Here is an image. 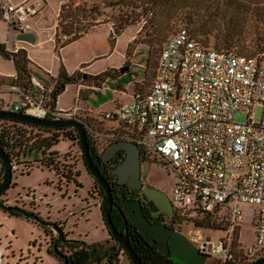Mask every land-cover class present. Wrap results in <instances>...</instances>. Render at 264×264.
Returning a JSON list of instances; mask_svg holds the SVG:
<instances>
[{
	"label": "built area",
	"instance_id": "2783aa9c",
	"mask_svg": "<svg viewBox=\"0 0 264 264\" xmlns=\"http://www.w3.org/2000/svg\"><path fill=\"white\" fill-rule=\"evenodd\" d=\"M43 2L8 4L1 17L19 33L26 32ZM30 82L43 87L36 76ZM10 90L21 93L16 86ZM22 96L5 110L41 119L81 120L73 109L52 108L31 94ZM0 106L5 107L2 99ZM256 106H261L259 120L249 115L245 123L236 121V113H251ZM101 117L119 125L88 127L95 137L134 142L173 168L178 179L171 201L183 217H189L191 209L226 210L221 220L225 237L214 240L195 225L188 229L185 235L200 253L224 264L234 261L239 251L253 256L264 250V53L218 52L181 29L164 43L151 85ZM243 204L255 207L257 248L239 242Z\"/></svg>",
	"mask_w": 264,
	"mask_h": 264
},
{
	"label": "rangeland",
	"instance_id": "374dc122",
	"mask_svg": "<svg viewBox=\"0 0 264 264\" xmlns=\"http://www.w3.org/2000/svg\"><path fill=\"white\" fill-rule=\"evenodd\" d=\"M8 1L9 0H0V16L2 8L8 5ZM73 1L74 0H49V5H43L42 10L46 13H52L54 11L52 14L55 16L57 9H59L61 5L70 4ZM75 1L77 4L88 3L92 5V3H96V0ZM119 1L120 0L98 1L100 12L103 14L99 22L109 20L113 27L121 25L118 22L122 20L120 16V7L116 4ZM250 1L256 0H249V2ZM126 20H128V25H131L125 29L126 31L123 33L121 41L123 42L130 38L129 40H132V42H130V45H125L124 43V46H127L125 52L128 53V55L123 57L122 68L124 70L129 69L131 64L133 75H128L126 80H131L132 77H138V79L143 80L144 77H146L144 82L147 84L154 80L160 52L164 45L163 43L171 34L181 29H188L191 31V28L194 27L190 25L191 28H186L185 23H177L174 21L171 27L164 28L162 33L165 35V39L161 46L156 45L154 47V53L151 54L148 40L151 36L155 35L156 29L159 26V19L150 15L138 18L134 14H130L127 16ZM8 30L7 23L0 17V43L9 36ZM107 32L108 27L103 25L89 37L81 38L71 45L66 46L64 49L65 52H67L66 56H69L70 59L73 60L75 54L72 52L81 47L84 50V54H92L96 48V44H94L95 40H100V42H98V44H100L99 49L104 48ZM96 34L97 36H95ZM13 35L14 32H12V36ZM48 35V33L43 35L44 40L48 38ZM113 37L114 34L111 36L112 43L118 39L116 38L114 40ZM200 39L204 41L203 37H200ZM211 43H214L213 39H211ZM237 48L239 49V47ZM125 52H123L122 56L125 55ZM131 54L132 58L130 57ZM148 59H150L149 63ZM10 65L11 64L7 60L0 56V69H7ZM69 67L71 68L72 66L69 64ZM81 77L82 74L80 73L79 79H81ZM118 82L121 83L122 80L120 79ZM131 85L127 83L126 88L128 89ZM73 89H75V87L70 86L61 95L60 101L62 104L71 106L75 103ZM130 89L133 92V87ZM105 100L106 99L102 96L92 95L89 96L87 100H83L82 104H88L95 108L100 107L99 105L101 102H105ZM249 115H253L255 120H259L261 117V106H256L251 113L250 110L244 109L236 113L235 119L238 122L245 123ZM77 118L86 120V122L92 121L90 117L86 119L77 115ZM118 125V121L108 122V126L117 127ZM94 141L101 153L104 152L107 146L115 142L107 137L104 139L95 137ZM52 150L58 152V154L65 155L62 160L59 161V174L47 167L40 166L39 163L35 161L41 157V152L39 150L32 152L29 157L25 159L20 158L18 162L15 161L12 185L3 196L4 200L9 205L20 206L28 212L36 214L44 221L51 223L63 222V227L66 232H68V239L70 240H78L86 246L96 243H106L107 240H110L109 246L116 244L115 241L109 237V230L102 214L103 211L98 205V198L101 199V201H103L104 198L99 193L100 190L97 182L95 183V181H93L92 184V177L89 175L86 166L83 165L80 155L83 153L79 142L77 140H62L56 144ZM70 171L73 173L79 171L80 174L75 177V179L71 180L66 177L70 175ZM160 171L163 179V186L170 196L173 186L177 182L178 175L173 168H168L165 165L160 166ZM1 172L0 162V173ZM91 189L92 194L90 192ZM93 194H97L98 198L93 196ZM242 208L244 210V220L241 222L239 229V242L241 241L248 249L257 248L255 207L250 204H243ZM187 214L191 215L189 212ZM190 218L191 217L185 216V224L182 230L184 234H187L188 229L194 226ZM220 222L221 221L218 219L216 225ZM221 225L223 226L224 223L221 222ZM200 231L206 236H211L214 240L225 237L228 233L226 230L215 229H201ZM56 235L57 232L55 230L52 228L46 230L45 226L35 219L16 216L0 209V264L1 262L7 264H59L58 259L49 253V249L53 248V237ZM239 254L243 255L245 258L252 257L246 256L244 252ZM119 264H132V262L127 255H122ZM206 264H219V262L213 257H208Z\"/></svg>",
	"mask_w": 264,
	"mask_h": 264
},
{
	"label": "trees",
	"instance_id": "16d2710c",
	"mask_svg": "<svg viewBox=\"0 0 264 264\" xmlns=\"http://www.w3.org/2000/svg\"><path fill=\"white\" fill-rule=\"evenodd\" d=\"M98 1L96 0V3L91 5L88 3L77 4L74 0L70 4L61 6L59 29L62 36L59 38L58 35L57 43L59 45H65L82 37L93 26L110 23L109 20L99 22L103 14L100 12ZM116 4L120 7L122 20L118 21L121 24L120 26L113 27L114 39L131 25H128V20H126L130 14H134L138 18L150 15L159 19V26L155 35L148 40L151 54L154 53L156 45H162L165 39V35L162 33L164 28L171 27L174 21L185 23L186 28L193 25V28L190 27L193 33L187 30L193 38L199 40L206 48L214 49L218 52H234L238 55L246 56L264 53V0L250 2L249 0H120ZM200 37H203L204 41ZM211 39L214 40V43H211ZM0 55L5 59L12 60L17 72L16 78L8 79L6 84L8 86H16L21 93L28 94L33 71L30 68V60L26 50L19 49L16 52H9L6 50L5 44L0 43ZM149 62L150 59H148ZM109 74L110 71H106L96 78ZM79 75V72L69 75L65 69L61 70L56 80L55 89L50 95V101L53 106L56 104L58 96L66 89V86L75 83ZM53 106L52 108H55ZM0 109H5V107L0 106ZM82 122L87 127L93 162L100 169L103 155L96 148L95 137L90 133L88 127L103 130V123L96 120L91 122L82 120ZM62 140H77L79 142L77 130L72 127L50 128L37 126L10 118L0 120V145L6 155L13 161L14 167L15 161L18 162L20 158L25 159L32 152L39 150L41 157L35 161L40 166L47 167L59 174V161L65 155L58 154L52 148ZM80 155L83 165L86 166L83 154ZM1 171L0 179L4 173L2 163ZM79 174V171L71 172L66 177L73 180ZM102 174L105 176L104 172ZM91 177L93 178L92 175ZM106 178L109 181L108 177ZM99 190L100 195L104 198L103 189L100 187ZM188 212L191 213L189 217H191L190 220L195 226L202 229L224 230L221 222L216 225V221L218 219L221 221L225 217L226 210L218 208L213 213L191 209ZM10 213L22 216L16 212ZM112 219H115L114 215H112ZM128 234L132 247L144 264L171 263L170 257L159 251L135 225H131ZM109 243L110 240H107L106 243H96L87 247L78 240H69L67 244L69 255H66L69 260L68 264H119L120 257L122 255L128 256V254L119 244L116 243L109 246ZM49 253L58 259L59 264L64 263L65 260L60 258L53 248L49 249ZM239 253L236 254L234 261L224 264H249L258 258L264 257V250L261 254L248 258L243 257Z\"/></svg>",
	"mask_w": 264,
	"mask_h": 264
},
{
	"label": "crops",
	"instance_id": "0c3cea01",
	"mask_svg": "<svg viewBox=\"0 0 264 264\" xmlns=\"http://www.w3.org/2000/svg\"><path fill=\"white\" fill-rule=\"evenodd\" d=\"M24 1L27 0H9L7 4H16ZM48 1L49 0H44L43 5L48 6ZM60 10L61 7L57 9L55 16H53L52 14L54 11L52 13H46L42 10L38 16L30 20V29L26 32H32L36 35L37 39L34 44L19 40V32L16 31L15 28L13 26H10L7 22L6 23L9 29V36H7V39L2 41L1 43L5 44L6 50L9 52H16L19 49L26 50L28 59L30 60V68L33 71L32 76H36L41 81L43 86L42 88H39L30 82L31 84L29 86L28 94H31L39 100H43L49 106H53L50 101V95L55 89L56 80L61 70L65 69V71L69 75H73L76 72L81 73V79H79L78 77L75 83L68 84L66 86V89L58 96L56 104L53 107L60 110L73 109L80 117H84L86 119H88L87 117H90L92 120L102 122L104 128H111L112 126H108L109 121L103 120L101 114L109 110H115L116 108L124 104L130 103L136 91L147 89L152 82L149 84L144 82L146 77H144L143 80L138 79V77H132L131 80H126V77H128V75L132 76L133 72L131 71V64L129 66V69L124 70L122 68L123 57H126L128 55V53L125 52L127 46H124V43L125 45H130V42H132V40H129V38L128 40H126L127 42L121 41L123 33L126 31L125 30L121 33V35L116 37L118 39L115 38L116 41L112 43L111 36L114 33L112 23H104L93 26L82 37L73 40L65 45H59L57 43V38L58 35L59 38H61L62 36L60 35L58 19ZM103 25H106L108 27L104 48L99 49L100 44H98V42H100V40H95L94 44H96V48L94 49V52L92 54H84V50L81 47L72 52L75 54V58L73 60H71L69 56H66L67 52H65L64 50L66 46L71 45L81 38L89 37ZM12 32H14L13 36ZM47 33L49 34L48 38L44 40L43 35H46ZM95 36H97V34ZM123 52H125L124 56H122ZM130 57L132 58V54L130 55ZM5 60H7L11 64L10 67H7V69H0V83H3L0 85V99L5 102L6 108V106H8L9 104L20 101L23 96L22 93L11 91L10 88L13 86H8L6 84V81L8 79L16 78L17 72L13 61L8 59ZM69 64L72 66L71 68L69 67ZM106 71H110V74L107 76L96 78ZM120 79L122 80L121 83L118 82ZM127 83L129 85L132 84L128 89L126 88ZM70 86L75 87V89H73L75 103L71 106H66L62 104V102L60 101V97ZM132 87L133 92L130 89ZM92 95L102 96L106 100L105 102H101V104L99 105L100 107L95 108L91 107L88 104H82L83 100H87L89 96ZM93 181L94 179L92 178V184ZM102 204L103 201L98 198V205L101 207V209ZM109 237H111L110 233ZM4 263L5 262H1V264Z\"/></svg>",
	"mask_w": 264,
	"mask_h": 264
},
{
	"label": "water",
	"instance_id": "95a60500",
	"mask_svg": "<svg viewBox=\"0 0 264 264\" xmlns=\"http://www.w3.org/2000/svg\"><path fill=\"white\" fill-rule=\"evenodd\" d=\"M18 39L34 44L37 38L36 35L32 32H21L18 34ZM5 118L15 119L37 126L50 128L72 127L77 130V133L79 135V144L82 149L86 168L105 191L102 211L104 221L107 225L109 233L115 240V242L125 249L132 264H144L135 249L132 247L128 232H126V234L121 233L113 223L112 212L114 209V196L112 193V187L107 178L102 174L100 169L93 162L86 125L81 120L77 119H41L27 114L14 112L12 110L0 109V120ZM109 150L113 153L119 154L120 152H125L124 159L112 170V173L116 176H120L121 183L128 182L132 191H140V189L136 187V185L140 184L139 146L134 142L122 140L113 142L112 145H110V147L108 148V151ZM104 158L108 160L106 154H104ZM0 161L4 166V173L0 179V209H3L4 211L9 213H19L29 219H35L43 226L55 230L58 234V238L56 239L54 244L55 253L60 258L65 260L63 264H68V257L65 254L61 253L57 248V243L59 241H67L64 230L57 223L44 221L40 219V217H38L36 214L30 213L20 206H11L2 199V195L11 187L14 164L13 161L6 155L1 145ZM148 195L155 199L159 206L165 207V210L174 214V206L172 205V202L165 192L153 188L148 191ZM124 208L127 211L131 222L138 228V230L144 236L148 237L150 242H152L159 251L166 255H170L177 264H206L209 256L200 253L196 246L187 237V235H185L183 232H175L173 228H170L164 223H152L142 212L141 202H132L126 200L124 203ZM249 264H264V257L258 258Z\"/></svg>",
	"mask_w": 264,
	"mask_h": 264
},
{
	"label": "flooded vegetation",
	"instance_id": "af4514ba",
	"mask_svg": "<svg viewBox=\"0 0 264 264\" xmlns=\"http://www.w3.org/2000/svg\"><path fill=\"white\" fill-rule=\"evenodd\" d=\"M110 145H112V143ZM110 145L107 146V148L104 150L103 153H101L103 155V162L100 163V171L104 172L105 176L108 177L110 181L109 183H111L110 185L112 187V193L114 196V209H113L112 215L115 216L113 223L114 225L116 224L115 225L116 228L121 233L126 234V232H128L129 229L131 228V225H134L131 222L127 211L124 208L125 201L129 200L132 202H135V201L141 202L142 212L144 213L146 217H148V219L152 223H164L170 228H173L175 232H182L184 224H185V217H183L176 210L175 206L172 204L174 206V214H172L169 211L165 210V207L159 206L157 201L153 199L152 197H150V195H148L149 190L153 188L159 189L165 192L171 201V195L170 196L168 195V193L165 190V187L163 186V179H162V175L160 171V166H164L165 164H163L159 156L155 153L146 152L139 146V149H140V158H139L140 159L139 160L140 184L136 185V187L139 188L140 191H132L130 189V184L128 182L121 183L120 176H116L112 173V170L124 159L125 152H120L119 154V153H113L110 150L108 151V148L110 147ZM96 148L98 149L97 146ZM104 154H106V157L108 158V160L104 158ZM165 166L168 167L167 165ZM93 179L94 181H97L94 177ZM97 184H98L99 189L100 187L103 189V187L98 183V181H97ZM7 191L2 195L3 200H4L3 196L7 193ZM90 192L92 194V189ZM93 196L97 197V194H93ZM104 197H105V191H104ZM103 202H104V199H103ZM57 224L64 230L65 237L67 240L66 242L59 241L57 243V248L59 249L61 253L65 255H69V249L67 247V244L70 239H68V232H66V230L64 229L63 222H57ZM45 228H48V227H45ZM57 238H58V234L54 236L52 240L54 251H55L54 244ZM168 256L170 257V260H171L170 264H177L171 258L170 255Z\"/></svg>",
	"mask_w": 264,
	"mask_h": 264
}]
</instances>
